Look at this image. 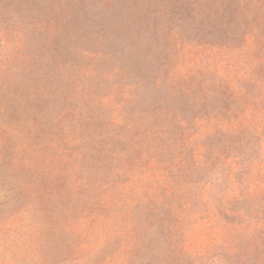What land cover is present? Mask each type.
Wrapping results in <instances>:
<instances>
[{"label":"rangeland","instance_id":"obj_1","mask_svg":"<svg viewBox=\"0 0 264 264\" xmlns=\"http://www.w3.org/2000/svg\"><path fill=\"white\" fill-rule=\"evenodd\" d=\"M249 1L0 0V264H190L209 251L167 214L193 196L165 178L161 148L226 83L264 70V0ZM201 66L223 85L212 99L196 92ZM228 191L218 177L204 196Z\"/></svg>","mask_w":264,"mask_h":264},{"label":"trees","instance_id":"obj_2","mask_svg":"<svg viewBox=\"0 0 264 264\" xmlns=\"http://www.w3.org/2000/svg\"><path fill=\"white\" fill-rule=\"evenodd\" d=\"M231 1L241 8L248 3ZM260 16L264 17V3ZM195 45L216 47L201 39ZM224 47L232 51L231 44ZM195 69L198 96L220 95L223 85L215 73L205 70L207 77L200 72L202 66ZM246 78L226 83L228 96L206 102V112L184 120L176 144L161 148L165 178L180 180L184 198L193 196L190 209L188 200H183L185 210L178 213L177 221L169 210L167 214L174 226L188 225L197 235L210 237L209 251L200 252L190 264H264V70L260 75L252 71ZM193 130L201 132L196 143L192 134H186ZM218 177L226 179L229 191L224 197L207 199L204 193ZM188 184L192 186L187 188Z\"/></svg>","mask_w":264,"mask_h":264}]
</instances>
